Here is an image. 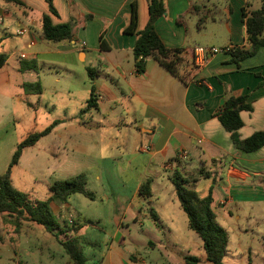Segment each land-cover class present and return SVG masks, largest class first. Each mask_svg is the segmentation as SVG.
<instances>
[{"label": "crops", "instance_id": "crops-1", "mask_svg": "<svg viewBox=\"0 0 264 264\" xmlns=\"http://www.w3.org/2000/svg\"><path fill=\"white\" fill-rule=\"evenodd\" d=\"M133 3L138 13L137 29L140 30V12H148V0H52L56 15L49 13L45 0H0V54L6 55V61L0 67V92L21 95L23 84H40L42 75L36 71L38 67L49 73L56 66H65L68 80L78 76L89 88L86 89V93L89 92L86 107L81 111L90 107L97 111L100 105L106 104L111 111L126 112L114 125L126 122L123 126L128 128V136L121 145L110 144L105 148H101L96 136L99 128L104 126V120H95L92 115L89 119L78 115L74 121L66 116L58 120L62 125L81 124L84 134H94V140L80 138V148L86 149L83 143L93 144L97 150L95 158L98 155L101 165L112 162L110 173L101 165L98 167L96 180H102V174L136 172V177L127 184L131 188L130 195L113 192L102 195L101 200L112 210V231H107L100 217H83L87 220L85 225L72 220L78 224V230L66 233L78 240L86 227L103 233V237L94 234L86 241L79 240L81 248L83 245L96 248L97 243L106 239L104 251L93 253L96 264H145L127 248L126 238L129 237L124 233L131 232L134 222L143 227V221L149 218L153 227L159 229L151 214L162 224V231L173 232L164 219L170 218L171 222L175 217L182 219L180 211H183L175 200L170 180L174 170L188 178L195 177L200 167L209 173V177L197 178L188 186L199 198L211 195L215 219L216 215L225 216V210L232 205H250L251 209L264 210V145L250 153L239 151L216 117L226 98L246 95L251 110L239 113L242 121L237 130L239 138L245 139L264 130V87L259 84L264 80V46L237 64L232 62L230 55L235 49H249L242 12L248 15L264 7V0H163L164 12L154 21L153 29L165 48L178 50L176 77L152 56L145 58L144 71L136 72L135 62L141 58L135 59L132 54L136 36L123 34ZM199 14L209 25L212 45L199 42V37L204 35L197 22ZM43 15L49 17L52 25L70 24L72 40H44L41 35ZM22 28L26 35L24 47L31 51L19 54L15 47L4 51V43ZM101 36L108 50L100 49ZM261 37L264 38V28ZM226 47L229 48L227 52L210 51L211 48ZM13 57L26 63L10 65ZM171 60L169 58L167 62ZM79 64L81 68L75 70ZM87 69L95 72L92 81ZM91 86L94 88L93 99L88 104ZM24 93L26 96L40 95L41 84L39 94ZM145 182L148 183V196L140 194ZM87 183L86 176V186ZM67 206L68 203H50L52 213L58 216ZM37 231L36 224L22 221L18 233L23 235L22 241L18 236L14 238L26 244L24 233H28L33 241L30 242L33 243L31 249H35L25 252L28 256H36L37 241L40 245L47 244L45 248L54 245L45 234L37 237ZM0 236V246L10 244L11 251L9 238L12 236L5 230L1 216ZM9 254L6 260L12 259ZM15 254L11 251L10 255L19 258ZM6 260L2 264H7ZM64 264H72L69 257L64 259Z\"/></svg>", "mask_w": 264, "mask_h": 264}, {"label": "rangeland", "instance_id": "rangeland-1", "mask_svg": "<svg viewBox=\"0 0 264 264\" xmlns=\"http://www.w3.org/2000/svg\"><path fill=\"white\" fill-rule=\"evenodd\" d=\"M220 17L222 18V16ZM146 19V10L144 12L141 10L140 29H143ZM197 22L202 27L201 31L204 34L199 37V42L201 45H212L209 25L202 20L201 14L198 15ZM25 39V34L22 36L13 35L12 39H8L4 43V51H10L15 47L19 54L29 53L31 50L24 47ZM38 47H41L40 43H38ZM25 63L22 60H14V57L10 60V65L17 66ZM61 67L56 66L49 73H44L41 68H37L38 74L42 75L40 81L42 93L40 95L26 96L23 89L20 91L21 95L0 92V171H3L1 174L6 171L17 145L23 139L49 127L48 134L41 137L31 147L22 149L19 160L10 168L9 178L12 186L24 193L32 202L44 201L48 197V187L54 181H62L79 173H84L88 179L86 188L93 193L94 199L90 200L80 194L70 195L64 202L68 203L69 206L62 211L61 216L54 215L55 221L60 227L66 228L74 225L72 220L83 226L87 222L83 217L91 219L100 217L104 220L107 231H112L110 219L112 210L109 204H105L101 200L102 195H110L111 192L130 195L131 188L127 184L136 177V172L134 171V174H102L103 179L96 180L95 175L101 165L98 155L95 158L97 150L93 144L89 143H83L86 149L82 150L79 141L82 137L94 140V134L92 136L88 133L84 134L81 124L62 125V123H58V120L66 116V118L74 121L78 115H84L86 119L92 115L95 120H104L102 121L104 126L99 128L96 136L99 143L102 144L101 148H105L106 146H114L116 143L121 145L126 139L125 137L128 136V128L123 126L126 122L119 121V126L114 125V122L120 120V116L126 112L124 113L122 110L111 111L106 104L100 105L97 111L91 107L85 112H83L84 110L81 111L86 107L85 102L89 94V92L86 93V89L88 91L89 88L86 84H82L78 76L68 80L64 70L65 66ZM79 67L81 68L80 64L75 70H78ZM10 82L12 83V80ZM10 87L12 88L13 85L11 84ZM112 166V162H103L100 167L110 173ZM176 202L179 203L178 200ZM262 210V208L256 207L251 209L250 205H232L225 210V216L216 215L215 221L222 228L226 240L222 264H264V210ZM180 212L182 219L175 217L173 222L170 218L164 219L167 222L165 225L172 227L173 232L171 234L162 231V224L158 221L153 222L159 228L155 229L151 224L152 221L149 220L150 218L143 221L141 228L137 222L132 223L131 232L124 233L125 236L129 237L126 238L127 248L131 253H136L145 264H185V256L196 257L199 259L198 264H211L205 260L201 240L187 228L186 215L182 213L183 211ZM69 220L72 224L69 223ZM86 228V231L79 238L80 241H86L88 237L94 234L103 237V233L99 230ZM37 229V237H40L41 233L45 234L54 242L53 247L45 248L47 244L40 245L37 241L36 256H28L25 252L35 251V249H31L33 243H30L32 240L26 232L23 239V241L26 239L24 241L27 242L26 244L19 242V240L22 241L23 235H18L19 240L11 245V251L16 253L15 255H19V258L10 255V244L5 243V245L0 246V263H4L10 252L9 257L12 259L6 260L7 264H64V259L68 256L58 245L60 244L58 240H62L63 236L56 238L38 225ZM106 242V239L103 238L100 243H97L96 248L83 245L82 255L85 264H96L93 253L104 251ZM40 260L42 261L39 262Z\"/></svg>", "mask_w": 264, "mask_h": 264}, {"label": "trees", "instance_id": "trees-1", "mask_svg": "<svg viewBox=\"0 0 264 264\" xmlns=\"http://www.w3.org/2000/svg\"><path fill=\"white\" fill-rule=\"evenodd\" d=\"M45 2L49 13L56 15L52 0H45ZM147 11V22L143 29L138 30L137 8L134 3L131 4L129 21L123 29V34L136 36L132 54L135 59L141 57L135 62L136 72L142 73L144 71L145 58L152 56L164 69L176 77L175 65L176 61H178L176 59L178 50L165 48L153 29L154 21L164 12L163 0H148ZM242 19L247 43L250 47L247 50L235 49L230 53L232 62L236 64L240 60L254 55L259 48L264 46V38L261 37L264 28V7L251 11L248 15L242 12ZM41 35L44 40L49 42L70 41L72 40L71 25L68 23L52 25L49 17L43 15L41 18ZM100 49L108 50L102 36L100 37ZM169 58H172V60L167 62ZM5 61L6 55L0 54V67ZM87 72L90 81H92L95 74L94 70L87 69ZM256 75L259 76L260 74L257 72ZM259 84L264 87V80ZM23 89L26 93L39 94L40 84L38 82L33 84L25 83L23 84ZM93 90L94 88L91 86L88 104L92 102ZM246 98V95L226 98L216 112V117L224 130L230 134L234 147L239 151L250 153L264 145V130L255 132L245 139L239 138L237 130L242 126L239 113L251 110V107L246 103ZM49 131L50 128L48 127L42 132L30 134L23 139L17 145L6 171L0 174V216L5 230L12 236L9 238L12 244L15 242L14 238L18 236L21 222H31L41 226L47 233L53 234L56 238L63 236V239H59L58 241L72 264H85L78 238L66 235L67 232L77 231L78 224L67 226L69 229L67 227H60L50 209L51 202L63 204L73 194H80L93 200V193L86 188L85 174L79 173L62 181H54L48 187V197L44 201L38 202L30 201L24 193L16 190L9 178L10 168L19 160L22 149L34 145L41 137L48 134ZM200 177H209V173L203 167H200L196 172V176L191 178L185 177L179 171L174 170L170 180L179 205L187 217L188 228L201 240L205 260L211 264H222L226 240L224 232L216 223L214 213L211 210V195L208 194L204 198H199L195 191L188 186ZM147 188L148 183H143L140 188V194L148 196ZM151 216L156 221V216L154 214H151ZM184 262L185 264H198L199 259L193 256H185Z\"/></svg>", "mask_w": 264, "mask_h": 264}, {"label": "built area", "instance_id": "built-area-1", "mask_svg": "<svg viewBox=\"0 0 264 264\" xmlns=\"http://www.w3.org/2000/svg\"><path fill=\"white\" fill-rule=\"evenodd\" d=\"M2 23V19H1V17H0V24ZM24 32H25V28H22V29H18L17 31H16V34L17 35H22V34H24ZM32 43H30V45H31ZM205 50V49H204ZM203 50V51H204ZM229 50V48L228 47H226V48H223V49H215V48H211L210 49V51L211 52H217V51H225V52H227ZM206 51V50H205ZM21 57H23V55H21ZM143 149H147V147H144ZM70 224H72V222L70 221L69 222Z\"/></svg>", "mask_w": 264, "mask_h": 264}]
</instances>
